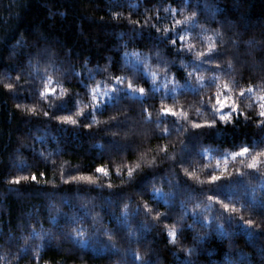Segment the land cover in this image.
I'll use <instances>...</instances> for the list:
<instances>
[{
  "label": "trees",
  "instance_id": "1",
  "mask_svg": "<svg viewBox=\"0 0 264 264\" xmlns=\"http://www.w3.org/2000/svg\"><path fill=\"white\" fill-rule=\"evenodd\" d=\"M176 20L182 21L177 28L192 29L183 43L195 45V52L216 45L217 59L199 72L192 56L177 55L170 39H160L163 31L155 30L171 29ZM134 65L148 80L136 79V88L150 89L153 80L183 85L189 72L191 84L201 75L205 80L199 91L150 90L94 111L91 89L112 88L117 75L127 86ZM18 76L35 91L5 87L15 88ZM49 77L57 96L79 93L80 103L71 96L62 110H53L55 100L39 96ZM217 93L232 97L243 114H234L232 123L191 130V120L213 119L211 105L205 110L199 101L214 103ZM262 94L264 0H0V264H140L136 254L152 264H226V258L264 264ZM164 106L187 112L191 120L179 118V130L173 117L157 126ZM78 110L94 111L95 122ZM63 115L78 123L55 118ZM244 146L249 153L232 156ZM253 155L256 169L247 167ZM97 166L108 175L97 173ZM212 174L223 179L209 184ZM223 203L230 205L227 212ZM125 212L127 223H121ZM204 217H215L211 227L203 226ZM248 219L252 225L244 223ZM174 228L183 229L175 242L167 235ZM74 229L84 243L70 238ZM105 229L113 233L107 243Z\"/></svg>",
  "mask_w": 264,
  "mask_h": 264
},
{
  "label": "snow or ice",
  "instance_id": "2",
  "mask_svg": "<svg viewBox=\"0 0 264 264\" xmlns=\"http://www.w3.org/2000/svg\"><path fill=\"white\" fill-rule=\"evenodd\" d=\"M167 10V9H166ZM173 11H175V9H173ZM196 13L193 12V16H195ZM115 18V16H114ZM159 18L157 17V20ZM189 20V17H185L183 23H187ZM134 23V27H133V31H136V23L138 22H133ZM182 21L180 20H176L175 24L173 25V27L171 29L169 28H164L163 30H161L160 28H156V32L157 34H160L161 31H163V35L160 36L161 40H169L170 39V44L173 48L176 49V53L177 55H181L183 54L184 56H192L193 61L195 63V70L197 72H199L200 67L203 65H207L212 63L213 61H215L219 55V52L216 49V45L215 44H209L208 47H206L202 52H195V45L193 44H189V45H185L183 42L185 41L186 37L184 32L185 31H190L192 29H181V28H177V25H181ZM152 27H155L154 25ZM142 31V28H141ZM198 35V34H197ZM195 39V37H194ZM17 43L19 44L20 41H17ZM177 44H179V48H177ZM193 53H195L193 55ZM31 63V62H30ZM184 61H181V64L183 65ZM220 65L217 63L216 64V68L213 69L214 71L216 69H219ZM145 73H146V68H145ZM155 75V74H153ZM91 78V74L90 77ZM44 77H41V80H43ZM115 84L113 85V87L111 88L110 91H106L104 93V95L108 98V100H111L113 103L116 102V100L123 98V97H127L129 95H135L136 92H139L141 94V96L146 97L148 92L150 90L153 91V94L156 91H159V86L155 83V81L153 80L151 83V87L146 88L144 86H140L139 88L135 87V80L136 79H143L145 84H148V80L144 78L143 75H139L135 72V65L133 68V76L132 79L129 80V82L127 83V86L124 87L123 86V81H124V77L117 75L114 78ZM208 79L210 80H215L216 77H209ZM192 80V73L189 72L186 74V81L185 84L183 85H179L176 82H172V87L170 89H168L169 91H171L172 93H175L177 90V87H181V88H192V90L195 91H199L200 87H202V82L205 80L204 76H199L197 79L196 84H191L190 81ZM52 83L51 77L48 78L47 83L45 84V86L43 87L42 90L39 91V96L42 100L47 101L48 99H54L55 103L52 105L53 110H62L64 108V105L67 104L69 102V98L71 96H75L76 100L72 101L75 105H78L80 103L79 100V93H75V94H70L68 92H63L61 93V95L57 96V89L55 87H50L49 85ZM219 87V85H217ZM6 88L12 90L13 92H15L17 89H23L25 87H30L34 88L33 84H20V78L19 76L17 77L16 80V87L14 88V85L12 83H8L5 85ZM85 87L87 88V85H85ZM224 88L227 89L228 85L225 84ZM91 91L93 93H95V95L92 96L93 101H97L98 97H99V92L97 88H92ZM249 92L252 91L251 88L248 89ZM33 93H29L28 95L31 96ZM243 96L240 97L239 102L241 104H243ZM259 101H261L260 103V108L261 111L259 113V115L261 117H264V94L260 95L258 97ZM229 101H231L229 103ZM199 103L203 106V108L205 110H209V105H211V111H212V116L213 119L211 120H204L202 122H197L194 120H191L189 114L187 112H184L182 110H177L174 107H168V106H164L161 107L159 112H160V116L157 117V120L155 121V123L157 124V126H159L160 123L163 122V118L165 117H173L176 118L172 121L173 125H175L176 130H179V128L181 127V121L179 118H184L185 120H191V130H195V129H211L213 128L218 121H223L224 123H232L233 122V115L234 114H240L242 115L243 113L240 112L239 108L237 107V102L235 100H233L232 97L228 96L227 94L223 95V98H221V94L217 93L214 97V103L210 100V101H204L203 98H201V100L199 101ZM106 104L105 101H99L97 103H95L93 105V110L95 111L96 109H100L102 105ZM245 107H251V103L244 105ZM29 112H33L32 108L28 109ZM94 111L91 113H84L81 111H77V115L79 116H85L88 117L90 116L91 120L93 122H95L96 120V115L94 114ZM145 111H147V109H145ZM201 111V109L197 108L196 112L199 113ZM44 116H49V112L48 111H44ZM57 120L61 121V122H68L71 123L73 125L77 124L78 121L76 119H73V117L71 115H63V116H57L55 117ZM113 120L115 118H112ZM107 123V122H106ZM261 125H264V121H260L258 122ZM90 125L89 124H85L84 127L88 128ZM172 131L171 128L169 127H165L164 129V133L165 134H170V132ZM190 130L186 129L185 130V135H188V132ZM193 135L195 134L194 132L192 133ZM183 143V142H182ZM250 149L247 146L244 147H240L238 152H232V156L236 157L237 155L243 156L247 153H249ZM258 155H264V151L258 153ZM257 164H258V157L257 155H253L251 158V162L247 165L248 168L250 169H256L257 168ZM96 172L97 173H103L105 176L108 175V170L102 166H97L96 168ZM240 170L237 169V173H239ZM132 174H133V169L129 168L128 169V177L131 180L132 179ZM43 175V173L41 174ZM188 176L191 177L192 173L189 172ZM33 180H36V176L35 174L32 177ZM71 179H76L75 177H72ZM223 178L220 175H216V174H212L208 176V182L209 184H215V182L217 181H221ZM15 182H19L18 180H16ZM67 183V181H65ZM109 187H111V185L109 184ZM145 191H147V189H145ZM153 191H159L156 189H153ZM77 194H79V190L77 191ZM165 195H170V194H165ZM209 200H219L218 196H209L208 197ZM165 203H168L167 200H165ZM223 209L225 210V212L228 211V209L230 208L229 203H223ZM262 207H264V205H261ZM128 205H125V208H127ZM196 208L199 207V204L195 205ZM234 207V206H233ZM138 210V209H137ZM209 211H211V209H208ZM148 209H145V212L147 213ZM124 219L121 221V223H127V217L129 215V213L125 212L124 214ZM223 215V213L221 214ZM156 216L160 217V218H165L167 219V215L165 213H161V212H156ZM53 219H55V217H53ZM215 219V217L209 218V217H204V224L203 226L205 227H211V220ZM233 219V217L231 215H229L227 217L228 221H231ZM70 222L71 223H75V219H71L70 218ZM245 224L247 225H252L253 221L251 219H248L246 221H244ZM144 227H147V225H144ZM189 227H191V225H189ZM216 231L218 232H223V225L222 224H217L216 225ZM180 232L182 234L183 229H173L171 231H169L167 233V235L169 237H172L173 242H175V239L177 237V233ZM104 235L108 237V241L110 242L112 239V232H109L107 229L104 230ZM97 233H92V237H96ZM70 238H72L76 243H84L85 241L83 240V234L81 232L80 229H74V235L70 236ZM197 238H194V240ZM112 247H115L114 244H112ZM194 248H188L185 249L186 252L191 253L192 251H194ZM136 260L140 262V264H152L151 259H144L143 257H141L139 254H136L135 256ZM184 264H192V262L190 260H185ZM226 264H231V261H227L226 258Z\"/></svg>",
  "mask_w": 264,
  "mask_h": 264
},
{
  "label": "rangeland",
  "instance_id": "3",
  "mask_svg": "<svg viewBox=\"0 0 264 264\" xmlns=\"http://www.w3.org/2000/svg\"><path fill=\"white\" fill-rule=\"evenodd\" d=\"M158 86H159V90H162L163 92H166V93H169V94H173L171 91H169L168 89H170L171 87H172V85L171 86H167V87H165V86H163V85H159L157 82H155ZM124 87H126V86H124ZM181 87H177V90H179ZM98 89V92H99V97H98V100H97V102H99V101H105L106 103L107 102H109V100H108V98L104 95V93L106 92V91H110L111 90V88H107V89H104V90H99V88H97ZM176 90V91H177ZM94 95H95V93H94ZM129 96H131V97H138V98H142L143 96H141V94L139 93V92H136V94L135 95H129ZM203 152L204 153H207L208 152V150L207 149H204L203 150Z\"/></svg>",
  "mask_w": 264,
  "mask_h": 264
}]
</instances>
